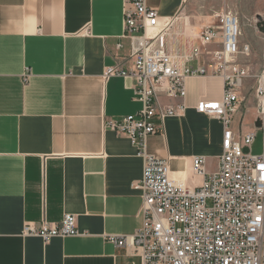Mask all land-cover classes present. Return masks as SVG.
<instances>
[{"label": "crops", "instance_id": "obj_1", "mask_svg": "<svg viewBox=\"0 0 264 264\" xmlns=\"http://www.w3.org/2000/svg\"><path fill=\"white\" fill-rule=\"evenodd\" d=\"M227 1L234 6L238 0ZM147 4L162 17L180 18L176 31L188 49L197 21L220 9L204 0ZM126 6L127 0H0V264H142L140 253L107 240L135 235L143 222V200L133 184L144 161L127 136L105 129L107 120L141 109L133 79L104 78L108 67L132 62ZM237 9L242 13L230 12L241 15L240 46L251 47L240 64L256 76L253 63L264 55V38L251 28L249 0ZM256 9L263 17L264 5ZM188 28L195 29L193 37ZM186 89L184 115L158 121L147 150L169 160L174 179L196 188L202 179L192 171L193 158L206 157L208 171H216L224 137L222 123L200 114L197 105L220 100L224 86L219 77L197 78ZM256 107L245 131L236 117V135L255 129ZM259 129L254 155L264 150ZM67 214L77 219V236L45 242L23 235L27 224L39 227L46 218L59 225Z\"/></svg>", "mask_w": 264, "mask_h": 264}, {"label": "built area", "instance_id": "obj_2", "mask_svg": "<svg viewBox=\"0 0 264 264\" xmlns=\"http://www.w3.org/2000/svg\"><path fill=\"white\" fill-rule=\"evenodd\" d=\"M218 19V25L199 30L187 52L177 42L178 16L162 17L147 0H127L125 37L131 42L132 62L108 67L104 74L105 79H133L134 98L141 104L135 115L107 120L105 129L127 136L144 161L142 178L133 184L143 200L142 226L135 235L107 238L140 253L142 264H264V150L259 155L250 151L260 129L233 131L244 82L252 77L257 79L254 122L264 129V71L253 76L240 64L251 47L240 46L237 14L224 11ZM211 76L222 79L223 96L200 101L197 111L222 123L223 154L213 172L206 157L193 158L192 171L202 182L190 188L171 176L169 160L148 152L147 141L159 133L158 121L184 115L187 81ZM78 234L77 219L70 214L59 225L43 218L39 227L27 224L23 231L45 242Z\"/></svg>", "mask_w": 264, "mask_h": 264}, {"label": "rangeland", "instance_id": "obj_3", "mask_svg": "<svg viewBox=\"0 0 264 264\" xmlns=\"http://www.w3.org/2000/svg\"><path fill=\"white\" fill-rule=\"evenodd\" d=\"M204 1L205 2L209 1L210 3L212 2L215 5H220V9H218V10L212 9L211 11H209L210 12L209 16L203 17V19H200V21H197L198 23L200 22V25L198 26L197 25L198 23H197L194 26H196V28H198V30H200L203 27L210 26V25H218L219 24L218 15L224 11H232L233 10L235 12L240 13L239 9H237L238 3L240 4V0H238L237 3H234V6L229 5L227 0H204ZM260 5H264V0H249V20H252V23L254 24V25H252L253 27H251V28L255 29L254 31H256L257 37L258 38L259 37L264 38V33H262L260 31V29L258 28V24H260L262 21H264V15H262L263 17H258V15H260V14H258V9H256V8L259 7ZM241 13H242V11H241ZM182 17H185V16H182ZM239 17H241V15H239ZM179 22L180 21H178V23ZM191 22L193 24L192 20H191ZM194 30L195 29H192V28H188V30H187L188 34L192 37H193V35H191V32ZM195 33L197 34V33H199V31H196ZM193 41H194V38H193ZM259 41L261 43H264V41L262 39H259ZM253 64H254V68H255L254 69L255 74H257L256 76H258L260 74V72L262 71L263 64H264L263 53L259 54L258 57L255 58V62ZM206 78H213V76L206 77ZM256 86H257V79L255 77H252V78H249V85H246V87H244L245 89L243 90L242 96H243L244 102L242 104L240 112L237 115V116L241 117L242 120H244L242 123V127H241V130H243V131H245L249 127V125H250L249 124V118L253 117V114H254L253 111H254L256 104H257L256 98H255ZM250 123L254 124L253 119ZM263 139H264V137L262 134V137L259 138L257 141L258 142L263 141Z\"/></svg>", "mask_w": 264, "mask_h": 264}, {"label": "water", "instance_id": "obj_4", "mask_svg": "<svg viewBox=\"0 0 264 264\" xmlns=\"http://www.w3.org/2000/svg\"><path fill=\"white\" fill-rule=\"evenodd\" d=\"M258 28L260 29V31L262 33H264V21H262L260 24H258ZM256 127L257 128L261 127V123L259 121L256 123ZM247 152H248V150H247Z\"/></svg>", "mask_w": 264, "mask_h": 264}, {"label": "bare ground", "instance_id": "obj_5", "mask_svg": "<svg viewBox=\"0 0 264 264\" xmlns=\"http://www.w3.org/2000/svg\"><path fill=\"white\" fill-rule=\"evenodd\" d=\"M175 33H176L177 35H179V37H178V41H177V42H179L181 45H183V44L181 43V41H180V39L183 37V36L181 35V32L178 33V32L176 31V29H175ZM192 45H193V43L190 45L189 49H188L187 47H185V50H186L187 52H190ZM183 46H185V45H183Z\"/></svg>", "mask_w": 264, "mask_h": 264}]
</instances>
